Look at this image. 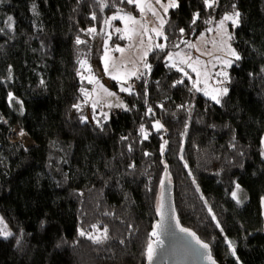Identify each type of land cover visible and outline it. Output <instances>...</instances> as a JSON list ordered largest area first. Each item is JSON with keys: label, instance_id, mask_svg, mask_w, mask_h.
<instances>
[{"label": "trees", "instance_id": "1", "mask_svg": "<svg viewBox=\"0 0 264 264\" xmlns=\"http://www.w3.org/2000/svg\"><path fill=\"white\" fill-rule=\"evenodd\" d=\"M179 2L164 26L167 48L148 51L151 70L133 78L125 107L107 119L95 115L97 127L79 62L103 76L104 42L117 39L103 21L135 6L108 0L101 11L96 0H0V217L13 232L0 237V264H144L165 172L180 223L210 246L218 264H264V0H221L215 11H205L203 0ZM232 2L242 14L232 29L242 59L229 69V92L217 105L189 91L186 78L172 87L182 74L166 66L165 52L231 11ZM197 11L201 19L191 25ZM9 16L12 30L4 23ZM90 27L96 33H86ZM78 36L87 43L77 45ZM27 121L42 127L35 150L8 140V130ZM156 121L163 130L154 129ZM236 184L247 192L243 205L230 196ZM93 225L108 229L103 243L78 235Z\"/></svg>", "mask_w": 264, "mask_h": 264}, {"label": "snow or ice", "instance_id": "2", "mask_svg": "<svg viewBox=\"0 0 264 264\" xmlns=\"http://www.w3.org/2000/svg\"><path fill=\"white\" fill-rule=\"evenodd\" d=\"M99 8L101 11H103L105 8L109 6L108 0H96ZM120 3L134 5L135 8L139 10V12L143 15L145 11L151 13L153 17L157 18L158 21V27H153L152 29H148L144 24L141 23L140 20H138L134 15L129 13H121L123 12V9L117 8V11L115 14H113L109 19H105L103 23L105 25L111 26V21L113 20H122L125 23V28L121 30L120 28L115 29L116 32L123 31L124 35H122L120 38L124 39L127 38L131 40L133 36H140V44L144 43L143 36L148 35L149 31L153 33L156 37H161L163 41L167 42L168 36L163 31L164 25L168 22L165 17L167 16L170 9H177L180 7L179 0H119ZM221 6V0H203V7L205 11L212 10L215 11L217 8ZM231 11H225L223 15L220 17L218 21H215L216 28H208L207 31L209 33L214 32L216 39L210 41L212 44V47L215 48L217 51L212 52L208 51L207 53H200V56L208 55L211 57L208 61H201L200 56L193 57L190 52H184L177 51L175 53L172 52H165V57L167 60L166 66L175 69L177 72L182 74V77L178 80H176L172 87H176L177 85H182L185 83V78L191 82V88L189 91H195L203 93L205 97H208L212 102L219 105L222 102V98L228 95L229 88L224 86L227 83H230V77L227 72L228 68H231L235 61H239L242 59L240 54L232 47V44L230 43L234 36L232 32L229 31L228 24H231L232 29L238 28L241 24V12L239 11L237 5L235 2H232L229 5ZM32 12L34 14H38L36 11V6L33 5ZM163 13V14H161ZM91 19L96 20L97 16L96 13L93 12L91 14ZM201 19V13L199 11L194 12L191 20V25H195L198 20ZM214 18L205 20L204 22L206 24L213 23ZM5 26L8 30H12L14 28L13 24V18L11 16L7 17V20L4 22ZM135 25H140L141 31L137 32ZM5 28H0V32H3ZM95 27H90L86 30V33L92 34L96 33ZM179 32L181 36L185 34V29L180 28ZM110 38V37H109ZM148 41H149V51H151L153 48L159 49L161 51H164L167 48V43H153V36L148 35ZM76 44H85L87 43L86 40L80 39L78 36L76 38ZM107 44V42H105ZM180 44H184L186 48L188 49H195L199 52V48H197V45L191 42H188L186 40H181ZM180 44H174L173 47L179 49ZM115 51L123 52L124 49L120 47H116ZM148 51H145L143 53V56L141 57V61L143 63L144 69L150 71L151 65L146 62L144 59L147 57ZM111 57L108 55V52H105L104 56V71L108 74H112V72H117L116 64L114 62H110ZM80 67L85 68L87 65L86 60H81ZM185 67L188 69H191L192 73L196 74V78L193 79V77L190 75L188 71L185 70ZM218 69V70H217ZM87 71L91 73L90 67L87 68ZM262 72H264V69H261ZM139 73V74H138ZM78 75L81 76V79H87L88 83L90 84H97L103 92L107 96H114L115 93L109 92L106 88L103 87L102 84L99 83V80L96 79L94 75H90L89 77H84L81 72L78 71ZM131 76H136L137 79H140L142 76L145 75L144 72H139V70L134 71L130 73ZM119 74L112 75V79H118ZM8 79L11 80V68H9V76ZM209 81L212 83L210 84ZM127 82L126 80L124 81ZM43 83V81H41ZM159 83V82H157ZM201 85H203L201 87ZM121 91L128 92L129 94H132V88L131 85L128 87L121 86ZM82 94L85 97H91V93L88 92L87 89H81ZM147 93H145L146 95ZM8 101L11 105L13 101H16V103L20 104V114L23 115V103L21 101L16 100V98L13 96L11 92L8 93ZM98 101L93 102L92 108H93V119L96 121L97 127H102L101 122L96 119L95 117V109L97 107ZM113 105L109 104L108 107H112ZM116 107H125L123 104H117ZM74 108L77 110L81 109L80 104L73 105ZM158 107L163 108V104L159 105ZM179 107L183 108L184 105H180ZM148 113H153V109L151 107L147 110ZM107 113H103V116L105 119H107ZM81 123L87 122V117L81 116L80 117ZM153 127L157 130L161 129L163 125L156 121ZM139 133L142 135L143 140L148 139L149 133L146 131L145 127L141 125L139 129ZM20 136L26 135V133L23 130H20L19 132ZM122 140H126L127 137H121ZM167 144V141L164 142V145H161V152L164 151V146ZM262 144H264V141H262ZM235 145H233L234 147ZM128 150L132 151V146H128ZM145 155H148V153H145ZM262 155H264V152H262ZM130 167H135V165H130ZM164 187V181H161V189ZM240 186L239 184H236L237 191L239 190ZM237 191H233L231 193V196L233 199L237 200V203H239V199L237 197ZM163 208H164V196L163 191H161L160 198L158 200L156 211L158 215H163ZM211 211V209H209ZM215 219V217H213ZM179 222L177 221V224ZM93 229L96 230V232H100V229L96 226H92ZM160 228V224L158 223L154 230L151 233L152 237H158V229ZM181 232L187 233L189 236H191L196 244H198L203 249H208L209 245L207 243H204L199 239V237L196 236L194 232H191L187 228H180ZM108 229L105 227L103 229V232L101 235H93L92 233L85 232L84 230H80L78 235L81 237H86L87 239L91 240L93 243L100 244L103 243L105 240L108 239ZM13 236V232L9 230L7 223L4 221L3 217H0V237L4 239H8L9 237ZM19 243V241H18ZM121 243H123L121 241ZM162 243V242H161ZM229 246L232 249V255L235 256V248L232 247L231 242H229ZM155 249L153 247V243L149 242L147 245L146 255L147 260L149 264H152L153 258H154ZM208 259L211 261V264H215V261L212 260L211 255H208Z\"/></svg>", "mask_w": 264, "mask_h": 264}, {"label": "rangeland", "instance_id": "3", "mask_svg": "<svg viewBox=\"0 0 264 264\" xmlns=\"http://www.w3.org/2000/svg\"><path fill=\"white\" fill-rule=\"evenodd\" d=\"M123 13H129V11L122 12L121 15ZM130 13L134 15L138 20H140L141 23L144 24L149 30L152 29L153 27H158L157 18L153 17L151 13L145 11V13L142 15L137 8H135V11H131ZM167 16L165 17L166 20H167ZM219 19L220 18H214L213 23L206 24L205 27L199 33L191 36V38L186 40L188 42L196 44L197 48H199V52L196 51L195 49H188L183 44L179 49L172 51V53H175L177 51H181L182 53L190 52L193 57H196V56H200V53H207L208 51L216 52L217 50L213 48L212 44L210 43V41L216 39L215 33L214 32L209 33L207 29L208 28L215 29L216 28L215 21H218ZM134 27L136 28L137 32L141 31L140 25H135ZM117 28H120L121 30H123L125 28L124 21L113 20L111 21V26L106 25L107 31L112 30L111 34L108 33L110 35L109 37L116 36L117 39L116 40L114 39V41L111 43V39L106 38L105 42H107V44L104 42L105 46H104V50L101 56L103 76H101L99 73L97 74V72L93 70V68L90 66L88 61H87L86 67L81 68V73L83 74L84 77H89L90 75H94L96 79L99 80V83L103 85L104 88H106L109 92L115 93L114 96H107L103 92V90L97 84H94V83L93 84L89 83L90 87L85 88L88 90L89 93H91V97L89 98V97L84 96V101H87V102L90 101L91 106L93 102L98 101L97 107L95 109V115L96 117H102V119L105 118L103 116V113H107V114L116 113L117 110L122 109V107L115 106L117 104H123L122 95L128 93V92L121 91L120 90L121 86L128 87L129 85H131V82L135 76H131L130 73L137 71V70H139V72L140 71L142 72L144 67L141 61V57L143 56V53L145 51H149L148 50L149 49L148 35L153 36V41H152L153 43H166L165 41H163L161 37H156L153 33H151V31H149L148 35L143 36V40H144L143 44H140V39H141L140 36H133L131 40L127 38L121 39L120 37L124 35V33L123 31L116 32L115 29ZM228 28H229V31L232 32V27L230 23L228 24ZM230 43L232 44V47L234 48L232 41ZM117 46L124 49V51L123 52L115 51V48ZM106 51L108 52V55L111 57L110 62H114L117 68V72H112L111 75L104 71V56H105ZM200 58H201V61H208L211 59V57L206 54L203 56H200ZM89 67L91 69V73L87 71V68ZM229 69L230 68L227 69L228 74H229ZM185 70L190 73L193 79L196 78V74L192 73L191 69H188L185 67ZM117 74H119V78L112 79V75H117ZM106 79H109L110 82H114L115 86L107 84ZM84 80L87 81V79H84ZM125 80L127 81L126 83L124 82ZM209 83L211 84L212 82L209 81ZM202 86L203 85H201V87ZM224 86L227 87V84ZM131 88H132V92H134L132 85H131ZM109 104L113 106L108 107ZM4 123L6 125L8 124L6 121H4ZM20 130H23L26 133V135L20 136L19 135ZM42 139H43L42 127L30 121H27L25 126L20 127L18 125H14L10 128V130H8V140L21 145L22 147H24V149H27V150H35L39 148L42 144ZM233 191H237L236 185ZM237 197L240 201L238 203L239 205H243L247 201V192L241 186L239 190L237 191ZM233 200L237 202L236 199H233ZM98 228L100 229V232H96V230L93 228L85 232L92 233L93 235H101L103 232V229L100 227ZM84 238L87 239L86 237Z\"/></svg>", "mask_w": 264, "mask_h": 264}, {"label": "water", "instance_id": "4", "mask_svg": "<svg viewBox=\"0 0 264 264\" xmlns=\"http://www.w3.org/2000/svg\"><path fill=\"white\" fill-rule=\"evenodd\" d=\"M163 129L164 127L155 130L161 131ZM262 141H264V133L260 139L261 147L264 152V144H262ZM162 180L164 181V187L161 189L160 184L159 198L161 191H163L164 208L162 216L158 214L156 215V222L153 226L154 230L155 226L158 223L160 224V228L157 230L158 237H153L150 241L153 243L155 249L152 264H211V261L208 259L209 254L211 255L212 260L215 261V264H218L211 254L210 246L208 249H203L196 244L191 236L180 231V228L187 227L183 226L178 219L174 203L173 186L166 172L165 175H163ZM260 216L264 230V198H261L260 200ZM177 221L179 222L178 224ZM189 230L194 232L191 229ZM144 264H149L147 255Z\"/></svg>", "mask_w": 264, "mask_h": 264}, {"label": "built area", "instance_id": "5", "mask_svg": "<svg viewBox=\"0 0 264 264\" xmlns=\"http://www.w3.org/2000/svg\"><path fill=\"white\" fill-rule=\"evenodd\" d=\"M5 121V120H4Z\"/></svg>", "mask_w": 264, "mask_h": 264}]
</instances>
